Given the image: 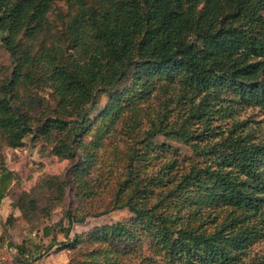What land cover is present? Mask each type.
Here are the masks:
<instances>
[{
	"label": "rangeland",
	"instance_id": "374dc122",
	"mask_svg": "<svg viewBox=\"0 0 264 264\" xmlns=\"http://www.w3.org/2000/svg\"><path fill=\"white\" fill-rule=\"evenodd\" d=\"M44 1L36 17L22 8L17 29L0 21V178H10L0 199V264H180L158 242L159 221L113 206L129 201L190 215L200 191L177 184L193 167L213 165L206 149L233 121L264 140V111L215 116L209 127H218L200 136L203 125L193 120L187 126L197 138L179 140L165 131L181 124L191 96L159 81L135 94L134 65L120 75L125 63L103 55L97 37L107 27L118 44L134 45L143 28L139 7L131 0ZM261 16L264 33V10ZM255 37H244L246 46ZM91 69L87 91L77 80ZM210 211L199 212L206 232L232 216L221 206ZM240 259L264 264V238Z\"/></svg>",
	"mask_w": 264,
	"mask_h": 264
},
{
	"label": "trees",
	"instance_id": "16d2710c",
	"mask_svg": "<svg viewBox=\"0 0 264 264\" xmlns=\"http://www.w3.org/2000/svg\"><path fill=\"white\" fill-rule=\"evenodd\" d=\"M131 1L139 7L143 23L136 43L129 47L118 44L116 33L107 27L97 37L105 42L103 55L114 65L125 63L120 75L134 65L135 94L139 86H153L154 81H159L163 89L178 91L184 98L191 96L188 108L181 114V124L165 132L190 142L218 127H209L215 116L232 118L246 107L264 111V33L258 27L263 20L264 0ZM44 3L0 0V21L17 29L24 6L31 7L36 17ZM251 35L259 37L246 46L244 37ZM10 51L15 54L11 47ZM259 56L262 59L256 60ZM92 74L95 72L91 69L87 78L77 80L87 91L93 82ZM193 120L203 125L197 136L187 126ZM244 123L233 121L227 130H221V137L206 149L213 156V165L193 167L187 178L177 184L192 185L200 191L199 210L183 218L179 211L161 213L129 201L112 209L127 207L137 218L159 221L163 235L158 242L180 264H237L251 244L264 238V140L245 132ZM220 133L212 131L211 135ZM9 182L7 174L0 178V199ZM218 206L229 208L232 216L206 232L199 212L209 209L212 215ZM207 217L212 219L214 215ZM68 219L70 225V214ZM192 221L197 225L191 227ZM20 252L22 257L29 255L27 248H20Z\"/></svg>",
	"mask_w": 264,
	"mask_h": 264
}]
</instances>
